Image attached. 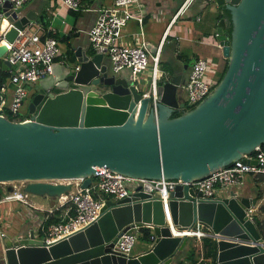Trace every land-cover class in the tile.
<instances>
[{
  "label": "water",
  "instance_id": "obj_1",
  "mask_svg": "<svg viewBox=\"0 0 264 264\" xmlns=\"http://www.w3.org/2000/svg\"><path fill=\"white\" fill-rule=\"evenodd\" d=\"M231 18L217 27L227 68L211 91L189 109L184 106L183 79L159 80L154 102L125 76L102 63V53L77 48L79 69L51 90L37 88L28 120L0 115V182L22 181L23 191L57 199L70 190L59 179L82 177L89 186L96 166L137 178L206 176L242 158L264 142V0H215ZM17 29L31 21L45 23L34 8L4 3ZM150 46V45H149ZM0 85L10 63L2 57ZM175 111H182L173 116ZM255 163V160H250ZM150 185L128 196L107 198L96 221L68 237L45 243L22 236L0 240V264H170L186 244L181 230L204 226L216 239L215 264H264V238L249 215L252 199L231 191L228 196L198 197L187 183L177 184L167 204ZM8 190L12 189L8 185ZM1 193V186H0ZM148 226L156 236L146 251L129 257L112 246L131 226Z\"/></svg>",
  "mask_w": 264,
  "mask_h": 264
},
{
  "label": "built area",
  "instance_id": "obj_2",
  "mask_svg": "<svg viewBox=\"0 0 264 264\" xmlns=\"http://www.w3.org/2000/svg\"><path fill=\"white\" fill-rule=\"evenodd\" d=\"M10 1L14 7L24 6L30 0H0V45L6 43L7 49L2 57L10 63L6 76L0 85V115L12 120H28L30 113L22 116L20 107L28 96L29 83H35L41 77L52 74V63L60 56L58 40L51 34V30L43 29L42 24L31 21L20 29H17L13 40H6L5 22L12 25L4 14V3ZM68 9L82 10L90 9V5L83 7L84 0H60ZM111 5H101L98 9L93 24L87 30L88 40L94 53L107 54L110 60L111 69L118 72L122 69H129L130 80L136 81L138 74L148 68L151 77L150 93L154 102L157 100L156 86L158 83L160 48L155 53L150 52L149 42L146 39H136L132 42L121 41L122 29L127 20L133 14L129 10V5L138 0H111ZM141 19V17H139ZM63 55V54H62ZM151 61V63H150ZM16 66V68H11ZM208 68V61L205 57L197 58L190 69L188 78L182 83V89L186 92L184 106L179 109H189L201 101L216 85L207 82L204 77ZM74 69H79L76 65ZM134 83V82H132ZM136 84V83H135ZM7 95L10 96L8 101ZM184 96V95H183ZM255 160V163L250 160ZM96 173L92 176L89 186H82V177L57 179L62 183H70L71 188L66 193L57 198L58 206L63 207L64 214L59 220L44 226L45 218H41L40 224L33 231H29L27 236L42 239L45 243H52L56 240L68 237L70 234L84 228L96 221L101 213L102 206L108 198L119 199L128 196L137 186L149 184V192L154 194L158 191L164 203L167 204L170 192L177 184L187 183L198 197H215L217 192L226 190L233 186L244 183L245 174L264 175V149L256 146L242 158L234 160L232 163L211 171L204 177L185 181L182 178H137L122 172L111 170L109 167L96 166ZM22 182V181H21ZM12 183L11 191L5 194L7 199H18L26 204H31L28 199L29 193L23 191V182ZM136 182L134 189H129L128 185ZM251 208L249 209L250 212ZM54 208L49 209V214ZM141 226L135 225L126 229L118 237L112 249L129 257L133 255V247L139 237ZM202 232L201 226H197ZM208 229V228H207ZM40 231H43L40 235ZM208 231H211L208 229ZM209 236L208 234H187V236ZM0 236H5L0 233ZM211 237V236H209ZM152 242L155 241L154 233L151 235ZM218 238V237H217ZM215 238V239H217ZM204 258L198 259L194 263L198 264Z\"/></svg>",
  "mask_w": 264,
  "mask_h": 264
},
{
  "label": "crops",
  "instance_id": "obj_3",
  "mask_svg": "<svg viewBox=\"0 0 264 264\" xmlns=\"http://www.w3.org/2000/svg\"><path fill=\"white\" fill-rule=\"evenodd\" d=\"M44 0H30L24 6L25 8H34L38 13L44 14L45 23L42 24L43 29L51 30V34L57 38V40H64L68 46L63 49V55L58 57L55 61L58 63H65L69 61L73 68L79 65L76 57L77 48L85 51L87 54H94V50L88 40L87 30L93 24L97 12L94 9H98L101 5H111V0H84L83 7L90 5V9L72 10L68 9L62 2L56 7H51L49 3L45 4ZM197 4V7L194 4ZM67 11H63V8ZM129 10L133 16L127 20V23L122 29L121 41L132 42L136 39H146L150 45V52L155 53L160 48V60H159V78L162 80L181 75L183 82L188 78L191 66L193 62L199 57H205L210 66H214L217 75L222 74L224 68L228 62L227 57L222 53V49L219 46L217 39V27L219 21L224 17L225 8L216 4L215 0H138L129 5ZM63 12V13H62ZM141 17V19H139ZM36 22V21H35ZM227 22V20H226ZM13 28L7 26V32ZM103 64H107L111 67L109 57H103ZM123 71L117 74V76H125L130 79V71L125 68ZM144 76V84L149 87L151 77ZM55 77V82L52 86L44 88L51 90L57 81L63 79L65 76ZM149 77V78H148ZM131 81V80H130ZM137 83L140 81H131ZM38 88L40 85V79L34 83ZM144 86V87H147ZM147 89H143L146 91ZM182 92L184 90L182 89ZM181 94L183 95V93ZM244 183L237 186V189L232 187L228 190H223L218 193V196L225 193L223 196H228L231 191H234L238 196H249L252 199L251 210L249 215L257 220L264 219V175L262 174H245L243 175ZM8 185L5 190H2L3 196L0 193V202L12 201L18 199H7L5 194L8 191ZM226 191V192H225ZM28 195V199L32 207L29 209L25 219V232L22 235L17 236L20 238L28 234L31 225H33L32 213L34 216H38L39 219L48 218L50 216L49 209L59 208L62 211L63 207L55 205V201L51 199V205L45 206L42 202H38L36 199H32ZM20 201V200H19ZM58 206V207H54ZM9 212L13 211L14 206L9 205ZM23 208V207H22ZM12 209V210H11ZM19 213H22L20 209ZM38 214V215H37ZM31 216V217H30ZM34 231V230H33ZM0 233H4L0 231ZM40 233V232H39ZM5 234V233H4ZM41 235V234H40ZM3 236L2 238H4ZM1 240V236H0ZM150 248V243L144 242L142 247L138 250H134L133 254H137L146 251ZM196 255H198V246L196 247ZM200 252V251H199ZM178 254V255H177ZM173 256L171 264H176L183 258L182 250ZM177 257L175 258V256ZM204 258V260H210V258L204 257L203 251L198 259Z\"/></svg>",
  "mask_w": 264,
  "mask_h": 264
},
{
  "label": "rangeland",
  "instance_id": "obj_4",
  "mask_svg": "<svg viewBox=\"0 0 264 264\" xmlns=\"http://www.w3.org/2000/svg\"><path fill=\"white\" fill-rule=\"evenodd\" d=\"M43 2H45V4L49 3L51 5V7H53V8L56 7V4L59 5L61 3L60 0H44ZM194 6L197 7V4L195 3ZM63 11H67V9L64 7L63 8ZM58 46H59V49H60V57H61L62 54H63V51L62 50L65 49L68 46V44L64 40H58ZM104 56L107 57V54H105ZM150 63H151V61H150ZM56 65H57V62L54 61L52 63V66H53V73H55V76L56 77L66 76L68 73H70V72H72L74 70L73 66H71V63L69 61H66L65 63H60L59 62L57 67H56ZM11 68H14L15 69L16 66H13ZM149 69L150 68H148L147 70H149ZM7 70H9V68H7L6 71ZM147 70H145L144 72L138 74V79H139L140 83L137 82L136 85H138L140 87V89H142V91H143V89L145 90V89L148 88L147 85H143L145 83L144 82L145 81L144 80V76L145 75L146 76H149L147 74L148 73ZM110 71L112 73H115L117 75L120 72H122L123 70H120L118 72H115L110 67ZM53 73L52 74H47V75L41 77L40 78V85L38 86V88H48V87L52 86L53 83L55 82V77L53 76ZM220 78H221V74L217 75L216 69H214V66H210V64H208V68H207V71H206V74H205L204 79L207 82L211 83V84H213L214 81L217 84L218 81L220 80ZM161 79L162 78H159V80H161ZM144 86H147V87H144ZM28 88H29L28 96L23 101V103H22V105L20 107V114L22 116L28 114V104H29V102H30L33 94L37 90V88L35 87L34 83H29L28 84ZM182 93H183L184 97H186V92L184 91ZM7 97H8V101H9L10 96L7 95ZM15 182L16 181H12V182H0V186H1L2 190H5L7 185H11L12 183H15ZM136 185H137L136 182H131V183H129L128 187H129V189H134L136 187ZM232 188L238 190L237 189V186H233ZM227 190H228V188H226V191ZM3 194L4 193L2 192L1 193V196H3ZM224 194L222 193L221 195L223 196ZM217 195H218V192H217ZM30 197L32 199H36L38 202H42L45 206H50L51 205V199L48 198V197H42V196H38V195H30ZM53 201H55V205H59L57 199H53ZM10 204L14 206L13 211L15 213L9 212V207L8 206ZM54 207H58V206H54ZM20 209H22V213H19ZM29 209L31 211L32 207L29 206L28 204L22 202V201H19V200L2 201V202H0V231H3L5 233V236H8V237H10L12 239H16L17 236L22 235L23 232H25L24 229L26 228L24 226H25V224H27V223H25L26 222L25 219L27 217H26V215L24 213H28L29 212ZM60 211L61 212L59 213V215H60V217H62L63 214H64V210L62 211L60 209ZM34 215L35 214L32 213V217L30 216L32 218V220H33V225H31V228L30 229H33V230H35L37 228V226L41 222V220L39 219V217L38 216H34ZM198 233L201 234L200 232H192V234H198ZM209 235H212L210 238L214 241L213 243L216 244L215 235L213 233H210ZM188 237L192 239L194 247L195 246L196 247L198 246V252H197L198 255H196V259L198 260L197 257H199V255L201 254L202 246H203L202 237L201 236H197V235H192V236H188ZM1 239H2V237H1ZM144 242H146V241L143 240L139 236L137 238V240H136L135 245H134V250L140 249L142 247V244ZM205 247H204V249H205ZM177 255L175 256V258L177 257ZM198 264H210V261L209 260H202Z\"/></svg>",
  "mask_w": 264,
  "mask_h": 264
},
{
  "label": "trees",
  "instance_id": "obj_5",
  "mask_svg": "<svg viewBox=\"0 0 264 264\" xmlns=\"http://www.w3.org/2000/svg\"><path fill=\"white\" fill-rule=\"evenodd\" d=\"M224 17L227 18V25L225 28V32L227 33L228 37H230V33L232 30V23H231V17L229 15L226 14V11L224 13ZM228 62L224 68V71L221 74H224L226 68H227ZM6 71L4 72V76L3 78L6 76ZM182 111H175L173 113V116L180 114ZM261 147L264 149V142L261 144ZM60 209L59 208H55L54 211L50 214V216L48 218H46L44 220V226L46 227L49 223L53 222V221H57L60 219ZM256 224L259 228V230L262 233V236L264 238V219L263 220H257ZM201 229H205L203 230L204 233H212V231H208L207 228H205L204 226H201ZM200 230V229H199ZM139 236L145 240L148 243H151V235L153 233V230L151 227L148 226H141L140 230H139ZM201 231V230H200ZM43 231H40V234ZM202 232V231H201ZM213 238V237H212ZM214 241L209 237V236H202V251H203V255L204 257L210 258V264H215V260H216V255H217V244L213 243ZM206 246V247H205ZM205 247V249H204ZM182 253H183V258L181 260H179L176 264H186V262L188 263H194L197 261L196 259V249L193 245V241L191 238H187L185 247L182 249ZM171 264V263H170Z\"/></svg>",
  "mask_w": 264,
  "mask_h": 264
},
{
  "label": "bare ground",
  "instance_id": "obj_6",
  "mask_svg": "<svg viewBox=\"0 0 264 264\" xmlns=\"http://www.w3.org/2000/svg\"><path fill=\"white\" fill-rule=\"evenodd\" d=\"M4 26H5V29H6V33H7V26H8V22H5L4 23ZM9 27L12 28V25L9 24ZM5 44V43H3ZM2 45V44H1ZM174 232L177 234H183V233H186V234H192V232H200V233H204V232H201L199 229L197 228H190V229H184V230H179L177 228H174ZM212 233L215 235V238H220V237H223L222 235H220L219 233H215L212 231ZM205 234H210V233H205ZM209 236H212V235H209Z\"/></svg>",
  "mask_w": 264,
  "mask_h": 264
}]
</instances>
